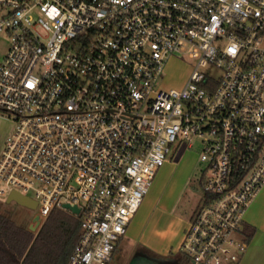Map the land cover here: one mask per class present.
Instances as JSON below:
<instances>
[{"label": "built area", "instance_id": "1", "mask_svg": "<svg viewBox=\"0 0 264 264\" xmlns=\"http://www.w3.org/2000/svg\"><path fill=\"white\" fill-rule=\"evenodd\" d=\"M0 195L80 220L69 264H108L183 144L207 165L190 264L237 263L264 186V0H0ZM197 63L161 87L168 60ZM77 205L79 213L65 207ZM42 221V222H43Z\"/></svg>", "mask_w": 264, "mask_h": 264}, {"label": "crops", "instance_id": "2", "mask_svg": "<svg viewBox=\"0 0 264 264\" xmlns=\"http://www.w3.org/2000/svg\"><path fill=\"white\" fill-rule=\"evenodd\" d=\"M12 130V124L0 117V156ZM189 151L193 153H189L187 158L190 159L192 155V160L183 161L188 165V173L200 156L192 149ZM165 175L166 165L158 171L149 193L129 224L127 234L118 243L108 264H114L118 254L120 257L117 263L126 264L123 255L129 248L130 253L134 251L135 255L133 260L130 259V264L177 262L185 232L194 217L188 220L175 211L188 177H171L170 181L165 182ZM244 226L253 231L252 236L247 241V249L239 262L230 264H264V186L248 207Z\"/></svg>", "mask_w": 264, "mask_h": 264}, {"label": "rangeland", "instance_id": "3", "mask_svg": "<svg viewBox=\"0 0 264 264\" xmlns=\"http://www.w3.org/2000/svg\"><path fill=\"white\" fill-rule=\"evenodd\" d=\"M7 45L8 44L6 41L0 42V62L3 59ZM196 63L197 59L189 56L188 54L174 55L170 60H168L166 64L163 75L159 81V86L166 88L181 87L190 77L194 67L196 66ZM0 117L4 118L14 127L15 124L12 120L11 113L0 112ZM189 150L191 149H188L186 145L183 144L175 153L172 152L170 158L165 163L166 175L164 178L165 182H168L170 181L171 177H188L187 184L184 185L179 200L177 201V205L175 206V211L183 214L184 218L188 220L195 217V215L204 205L206 195L204 193V188L202 186L201 180L203 178V175L207 171V165L201 161L199 156L193 169L188 173V165L186 166L183 161L184 159H186L187 161L192 160V155L190 159L187 158L188 155H190L189 153H193ZM200 150V146L192 149V151L198 153H200ZM165 165L163 167H165ZM8 195L9 194L0 195V212L11 216L17 225L23 228H29L33 217L37 214V209L28 208L16 203L15 201L8 203ZM65 211L69 212L68 210ZM40 227L34 233H37ZM130 250L131 249L129 248L128 251L123 255V260L126 262V264H130V259L133 260L135 256L134 251L130 253ZM179 251V256L187 258L189 260L188 256L185 255L182 249H180ZM119 257L120 254H118V256L116 257L115 261L113 262L114 264L119 262L117 260ZM223 264L230 263L225 262Z\"/></svg>", "mask_w": 264, "mask_h": 264}, {"label": "trees", "instance_id": "4", "mask_svg": "<svg viewBox=\"0 0 264 264\" xmlns=\"http://www.w3.org/2000/svg\"><path fill=\"white\" fill-rule=\"evenodd\" d=\"M248 241L253 231L244 226ZM81 238L80 220L63 209H54L37 233L16 224L0 212V264H69ZM172 264H190L178 257Z\"/></svg>", "mask_w": 264, "mask_h": 264}, {"label": "water", "instance_id": "5", "mask_svg": "<svg viewBox=\"0 0 264 264\" xmlns=\"http://www.w3.org/2000/svg\"><path fill=\"white\" fill-rule=\"evenodd\" d=\"M15 201L16 203L26 206L31 209H37V201L34 200L32 197L21 193L20 191L13 190L7 198V202L11 203ZM65 207L70 209L73 213H79L80 209L77 205L71 206L70 204H65ZM42 217L39 214H36L29 226V230L35 232L42 224Z\"/></svg>", "mask_w": 264, "mask_h": 264}, {"label": "flooded vegetation", "instance_id": "6", "mask_svg": "<svg viewBox=\"0 0 264 264\" xmlns=\"http://www.w3.org/2000/svg\"><path fill=\"white\" fill-rule=\"evenodd\" d=\"M163 264H171V263H163Z\"/></svg>", "mask_w": 264, "mask_h": 264}]
</instances>
